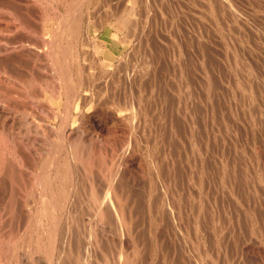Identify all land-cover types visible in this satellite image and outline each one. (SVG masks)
Returning <instances> with one entry per match:
<instances>
[{
    "label": "bare ground",
    "instance_id": "6f19581e",
    "mask_svg": "<svg viewBox=\"0 0 264 264\" xmlns=\"http://www.w3.org/2000/svg\"><path fill=\"white\" fill-rule=\"evenodd\" d=\"M91 3L67 0L69 11L53 25L31 23L28 9L21 14L10 3L0 8V256L43 251L54 264V253L67 250L93 264L91 253L111 243L131 254L127 264L143 243L130 236L137 235L140 201L151 213L150 236L163 216L177 231L174 65L163 59L167 70L159 71L160 57L129 55L125 35L137 23L129 6L111 25L123 36L108 28L89 41L97 26L83 24L79 12ZM18 262L25 264L23 253Z\"/></svg>",
    "mask_w": 264,
    "mask_h": 264
},
{
    "label": "rangeland",
    "instance_id": "374dc122",
    "mask_svg": "<svg viewBox=\"0 0 264 264\" xmlns=\"http://www.w3.org/2000/svg\"><path fill=\"white\" fill-rule=\"evenodd\" d=\"M6 1L0 0L1 10L7 9L9 3L18 12L22 10L21 14L28 9L31 23L53 25L62 13L69 11L67 0ZM92 2L87 10L79 12L83 24L89 21L97 26L89 41L100 40L103 30L108 28L116 37L123 36L121 32L115 33L111 25L132 7L137 22L135 34L128 29L125 37H129L130 44L137 41V47L135 50V45L129 44V55L160 57L159 71L166 67L163 59L170 60L180 88V104L176 107L181 109L176 112L179 135L175 134L174 139L176 147H181L174 149L175 181L179 186L175 195L180 213L177 231H170V223L169 228L165 226L168 222L163 216L158 231L150 236L146 230L151 222L147 215L151 213L139 200L142 210L137 213L138 231L136 237L130 236L143 243L127 264H264V0ZM187 81L191 84L190 96L183 91ZM184 132L189 133L188 138ZM67 237L77 239L76 235ZM119 239L108 236L106 241ZM106 245L104 250L91 253L93 264H126L125 259L131 257L116 244ZM36 252L18 249L13 254H2L0 264H20L22 253L25 264L27 259L28 264L37 260L38 264H48L44 252ZM54 256V264H80L73 251H58Z\"/></svg>",
    "mask_w": 264,
    "mask_h": 264
}]
</instances>
